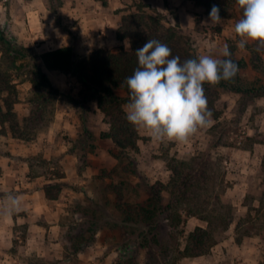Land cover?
<instances>
[{
	"label": "rangeland",
	"instance_id": "374dc122",
	"mask_svg": "<svg viewBox=\"0 0 264 264\" xmlns=\"http://www.w3.org/2000/svg\"><path fill=\"white\" fill-rule=\"evenodd\" d=\"M63 1L47 0V5L52 11L61 12L59 8ZM95 1L82 0L84 4L86 3V7L92 10L83 20L72 18L73 8L78 5L77 0H74V3H71L60 16L61 19L68 16L73 20L71 23H66L65 27L71 35L78 59L89 56L100 48L118 51L130 47L128 40L122 41L117 38V32L122 17L137 11L133 0H107L106 6L99 0ZM143 2L149 5L144 8L146 12L153 16L162 14L164 29L176 24L177 15L181 34L190 38L192 48L198 56L211 55L223 59L220 55L223 46L225 44L229 48L233 45L237 46L240 39L234 31L236 22L243 16V11L239 7L234 17L220 16L222 20L217 25L211 23L209 13L192 0H169L168 5L164 0H143ZM4 3H8V0H4ZM155 10L159 13L157 14ZM6 36L13 45L27 47L24 62L40 61L43 49L20 45L7 34ZM252 42H247L244 49L236 47L234 56L249 60L251 52L247 45ZM2 47L0 42V61L4 66H8L7 59L1 58ZM46 71L58 88L59 96L54 105L45 112L44 121H39L34 119L36 115H32L33 105L29 102L32 97L30 82L25 81L24 77L19 75L20 72L12 70L13 83L17 86V93L12 97L16 102L13 107L14 116H10L0 127V155L11 159L13 165H20L22 160L28 157L33 158V169L30 170L29 176L35 178L39 175L33 173H43L39 182L46 184L58 181L57 176L60 172L65 174V178L61 180L77 186V189L64 187L59 198L54 202L56 207L63 209L60 220L68 228L60 240V245L57 246L63 250V253L57 254L53 251L54 255L41 256L29 251L26 246V225L21 221L20 224L13 225L8 243L0 241V264H84L86 259L82 257L83 254L85 257L89 254L91 256V258L87 257L89 259L86 264H112L124 245L132 246L133 237L111 221L105 220L98 230L97 241L74 254L69 235L79 233V227L73 225V222L82 218V215L74 213L76 206H91L94 200L102 197L104 186L111 180H125L128 201L134 203L146 200L150 196L149 184L156 181L166 183L169 180L171 171L168 168V158H186L196 151L207 150L213 137L228 142V145H220L213 149L211 156L220 159L222 169L225 171L223 199L226 203L235 206V221L226 233L219 235V242L210 253L183 258L177 263L264 264V233L259 234L262 230L264 232V217L261 216L258 221L257 229H254L256 233L243 237L241 242L236 240L239 235L236 232V223L248 214V207L245 206L247 194H250V199L257 206V198H260L264 191L261 171L264 159V96L256 98L244 109L240 103V93L219 90L215 107L221 113L220 118L215 120L212 117L213 124L200 129L189 138L187 143L155 140L146 130H139V149L131 153L138 174H124L122 166L128 160L119 162L114 157L118 147L111 139L100 137L101 132L109 130V125L104 119V114L97 107V101L92 98L91 90L71 73ZM243 78L248 82L264 85V71H257L251 66L243 70ZM120 94L127 96L125 93ZM129 102L130 98L127 99L124 110ZM82 113H85L86 125L91 132L89 137H86L83 131L80 119ZM217 123L219 125L216 132L215 130L213 132L212 126ZM85 143L86 145H83ZM69 167H75L76 175L66 171ZM24 179L13 177L12 183L18 186L15 181ZM12 192L15 193V190L13 189ZM3 200L0 193V203ZM107 210L111 218L119 216L112 204L107 205ZM255 214L253 211L252 216ZM16 215L23 214H15V219ZM204 224L206 226L205 222ZM248 224L250 226L252 223ZM193 227L194 224L188 222L181 229L170 228L163 223V227L160 228L163 244L159 252L161 260L172 263L178 244L183 247L185 236ZM181 230L185 232L181 233ZM135 254L141 264H146L145 252L136 251Z\"/></svg>",
	"mask_w": 264,
	"mask_h": 264
},
{
	"label": "trees",
	"instance_id": "16d2710c",
	"mask_svg": "<svg viewBox=\"0 0 264 264\" xmlns=\"http://www.w3.org/2000/svg\"><path fill=\"white\" fill-rule=\"evenodd\" d=\"M99 1L104 6L108 3L107 0ZM164 1L168 5L169 0ZM192 1L203 7L207 13H210L213 5H216L220 9V16L225 17H234L239 7L236 0ZM133 3L137 11L122 17L117 32L119 40L129 41V49L112 51L100 48L91 55L78 59L75 45L72 43L45 51L40 55L39 62L28 63L23 60L27 56V47L13 45L1 31L0 42L3 46L1 58L7 59L8 66H4L0 61V124H4L10 116H14L13 107L16 100L12 96L17 93V86L13 83L12 70L20 72L19 75L30 82L32 97L29 102L33 105L32 115H36L34 119L39 121H44L45 112L54 105L59 96V90L46 70L71 73L91 90L92 98L97 101V107L104 114V119L109 125V130L101 132L100 137L111 139L118 147L114 157L119 162L128 160L123 164L122 172L137 175L136 162L131 153L139 149V134L136 127L127 120L124 110V105L130 98L126 78L131 76L138 67L135 51L148 39H156L166 44L171 49L172 57H180L181 62L196 58L198 55L192 48L190 38L181 34L177 15L175 16L176 24L164 29L162 14H158L157 10H155L157 16L146 12L144 8L149 5L143 0H133ZM236 47L230 46L231 59L239 66V72L235 78L230 81L221 80L217 85L208 83L203 85L208 107L215 120L221 116L215 107L219 90L240 93V103L244 109L256 98L264 96V85L248 82L243 78V70L250 66L257 71H264V46L256 41L248 44L247 47L251 52L249 60L236 58L234 56ZM120 93H125L127 96ZM80 119L85 136L89 137L91 132L86 125L85 113L81 114ZM218 125L219 123L212 126L213 132L214 130L216 132ZM227 143L222 138L213 137L207 150L196 151L186 158H168V168L171 171L169 180L166 183L156 181L149 184L150 196L141 202L133 203L126 199L125 180L108 182L99 200H94L91 206L80 205L74 209V213L82 215V218L73 222V225L76 224L79 227V233L69 235L72 241V252L79 253L96 242L98 230L107 220L114 223L116 227L124 229L134 239L131 247L128 245L122 247L112 264H141L136 258V251L146 253V264H169L161 260L159 254L163 248L160 228L165 223L170 228L181 229L188 218L193 216L206 222V226L198 225L186 234L185 243L183 247L178 244L171 264H178L177 261L183 258L199 257L210 253L218 244L219 235L226 233L235 221V206L226 203L223 199L225 171L222 169L220 159L211 156L213 149L220 145H228ZM25 161L29 163L32 170L34 159L28 157ZM261 171L264 180V159ZM42 174L33 173L36 176ZM57 177L58 181L46 183L43 187L45 197L50 201L57 200L64 187L77 189L74 184L61 180L65 178L64 173L58 172ZM257 200L256 206L250 199V194H247L245 205L248 207V214L236 223V232L239 234L236 238L237 242H241L245 236L256 233L254 229H257L261 216L264 217V191ZM109 204H112L118 212L117 218L109 216L110 213L107 210ZM253 211L256 213L255 216H252ZM100 212L101 214H98ZM250 222L252 224L249 226ZM262 231L259 234L263 235ZM184 232L181 230V233Z\"/></svg>",
	"mask_w": 264,
	"mask_h": 264
},
{
	"label": "clouds",
	"instance_id": "9594fccd",
	"mask_svg": "<svg viewBox=\"0 0 264 264\" xmlns=\"http://www.w3.org/2000/svg\"><path fill=\"white\" fill-rule=\"evenodd\" d=\"M236 3L243 10L242 18L234 26L240 37L237 47L244 49L249 41L264 46V0H236ZM219 13V7L213 5L209 13L211 23H221ZM135 52L138 67L126 78L130 102L125 112L138 131L146 130L159 141L187 143L200 129L213 124L203 85L233 80L239 72L227 44L220 50L224 59L199 55L181 62L180 57H172L166 44L156 39H148ZM22 210V201L11 193L0 203V217Z\"/></svg>",
	"mask_w": 264,
	"mask_h": 264
},
{
	"label": "crops",
	"instance_id": "0c3cea01",
	"mask_svg": "<svg viewBox=\"0 0 264 264\" xmlns=\"http://www.w3.org/2000/svg\"><path fill=\"white\" fill-rule=\"evenodd\" d=\"M73 1L64 0L59 8L61 12H57L48 7L47 0H8V3L0 0V30L18 44L31 45L37 49H43V52L71 45L73 43L71 35L65 25L73 20L68 16L61 19L60 16L64 14V10H67L71 3H74ZM77 2L78 5L73 8L72 18L83 20L85 16L91 14L92 10L90 7L87 8L86 3L84 4L82 0H77ZM66 171H70L71 175H76L75 167H69ZM29 172L30 166L27 161L22 160L20 165H13L11 159L0 155V193L4 199L9 193L18 196L22 201L23 208L19 212L23 215H16V219L15 214L19 213L1 217L0 241L8 243L13 225L23 221L26 225V246L29 251H34L41 256L54 255L53 251H56L57 254L63 253V250L57 247L68 229L67 225L60 220L63 209L54 205L56 200L50 201L45 197L43 189L45 182H39L42 176L31 178ZM13 177L25 179L15 181V184L18 185L15 186L12 183ZM13 189L15 193L12 192ZM187 222L194 224L190 231L198 225L205 226L204 221L193 216L189 217ZM83 255L82 257L84 260L86 259L87 263V259H89L87 257L91 258V256L90 254H87L86 257Z\"/></svg>",
	"mask_w": 264,
	"mask_h": 264
}]
</instances>
